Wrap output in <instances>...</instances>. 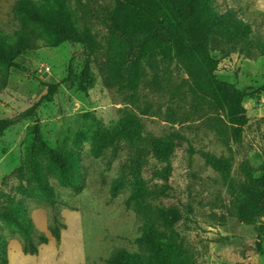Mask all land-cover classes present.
Here are the masks:
<instances>
[{"label": "rangeland", "instance_id": "rangeland-1", "mask_svg": "<svg viewBox=\"0 0 264 264\" xmlns=\"http://www.w3.org/2000/svg\"><path fill=\"white\" fill-rule=\"evenodd\" d=\"M19 0H0V32L9 41L28 31L34 46L24 51L12 66L0 62V119L17 122L0 138V235L7 242L8 264H108L118 249L141 251L136 239L146 221L140 205L126 201L139 177L149 188L164 189L166 195L148 197L146 209L160 206L180 208L176 228L194 254L193 264H264V234L256 226L239 220L231 209L234 198L222 172L206 162L200 150L229 158L237 186L243 179L240 165L250 161L257 174L264 170V54L236 50L222 57L217 75L240 88L253 86L261 93L244 101L249 122L244 140L231 138L229 127L206 117L188 92V75L177 59L168 60L156 48L150 61H143L138 86L116 81L110 67L117 51L127 66L134 54L118 32H111L117 0H65L79 29H88L104 45L92 57L88 78L81 87L86 47L75 40L56 44L47 29L27 23L16 8ZM38 7L56 0H33ZM222 12L233 10L251 25L252 39L264 40V0H215ZM256 45V43H255ZM214 54L221 57L218 51ZM73 68L72 80L63 81ZM45 73L47 75L45 76ZM133 75L130 74V77ZM61 82L53 100H44L49 83ZM31 114L21 117L22 114ZM127 113L138 116L140 137L118 136ZM41 124L44 140L53 148L78 160L76 191L58 177L47 152L35 143V124ZM176 130L187 139L178 140L173 156L160 161L151 139ZM223 130V131H222ZM111 132L113 141L95 153L98 134ZM222 131V132H221ZM48 176L58 202L53 205L37 187L32 166ZM123 185L113 195L117 182ZM239 194V190H237ZM25 212L36 227L50 236L37 254L23 250L24 238L4 217V210ZM66 225L55 240V219ZM264 226V215L259 219Z\"/></svg>", "mask_w": 264, "mask_h": 264}, {"label": "trees", "instance_id": "trees-1", "mask_svg": "<svg viewBox=\"0 0 264 264\" xmlns=\"http://www.w3.org/2000/svg\"><path fill=\"white\" fill-rule=\"evenodd\" d=\"M215 0H117L115 14L111 24V32H118L123 43L134 54L132 61L124 64L122 55L115 51L111 55L110 67L115 73L114 78L121 84L133 89L138 86L141 64L150 61L155 56L156 48L163 49L168 60L177 59L188 75L189 88L198 104H192L197 110L204 112L217 122L229 127L231 138L242 143L245 127L249 122L246 98H252L261 93L263 86L240 88L232 82L222 80L217 70L222 57H227L233 51L242 50L253 53V47L258 46L264 54V40L254 41L251 37L250 23L237 17L233 10L222 12L214 3ZM16 8L22 13L27 23L39 25L53 34L56 44L67 40H75L86 47L85 64L81 73V87L87 90L83 82L88 78L92 57L104 48L88 29L81 30L65 0H56L53 5L38 7L33 0H19ZM33 35L28 31L17 33L14 41H9L0 32V62L19 66L16 58L27 49L34 46ZM256 43V45H255ZM218 51L221 57L214 54ZM130 74L133 76L130 77ZM73 68L63 81L72 80ZM61 82L49 83L47 93L37 102L35 108L44 100H53ZM31 114H22L26 117ZM17 119H0V138ZM140 122L138 116L127 113L121 120L118 136L129 139L140 137ZM35 143L48 153L52 168L63 183L76 191L82 190V184L74 181V170L78 160L51 147L43 138L39 121L34 126ZM223 131V130H222ZM221 131V132H222ZM96 154L113 141L111 132L98 134ZM187 137L176 130L151 139L157 158L167 162L173 156L177 142ZM206 162L214 169L222 172L229 182L234 198L231 209L240 221L253 224L264 234V226L259 219L264 215V170L257 174L248 159L240 165L242 181L235 186L232 175V164L229 158L218 156L210 151L200 150ZM33 179L37 187L47 197L51 204L58 202L56 192L50 184L47 173L38 165L32 166ZM122 181L113 188L115 196ZM239 190V194L237 193ZM167 191L149 188L137 177L133 192L126 203L140 205L145 213L146 221L143 234L136 239L141 247L139 252H130L120 248L106 259L108 264H193L194 254L186 244L185 237L176 228L181 217L180 208L174 205L160 206L154 213L146 209L144 202L148 197L156 198L166 195ZM5 219L13 224L24 238L23 250L27 254H37L40 244H47L50 236L40 231L31 216L25 212L4 210ZM66 225L59 219L51 227L52 237L59 241L62 229ZM7 242L0 235V264H8ZM259 251L264 249L258 244Z\"/></svg>", "mask_w": 264, "mask_h": 264}, {"label": "water", "instance_id": "water-1", "mask_svg": "<svg viewBox=\"0 0 264 264\" xmlns=\"http://www.w3.org/2000/svg\"><path fill=\"white\" fill-rule=\"evenodd\" d=\"M47 75V73H45V76Z\"/></svg>", "mask_w": 264, "mask_h": 264}]
</instances>
